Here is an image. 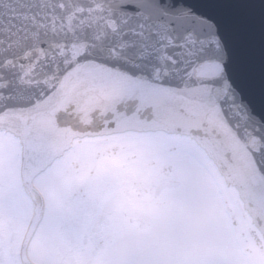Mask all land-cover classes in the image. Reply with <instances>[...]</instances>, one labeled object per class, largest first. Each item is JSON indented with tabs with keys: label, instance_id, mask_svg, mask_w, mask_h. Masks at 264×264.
<instances>
[{
	"label": "snow or ice",
	"instance_id": "1",
	"mask_svg": "<svg viewBox=\"0 0 264 264\" xmlns=\"http://www.w3.org/2000/svg\"><path fill=\"white\" fill-rule=\"evenodd\" d=\"M0 264H264V0H0Z\"/></svg>",
	"mask_w": 264,
	"mask_h": 264
}]
</instances>
